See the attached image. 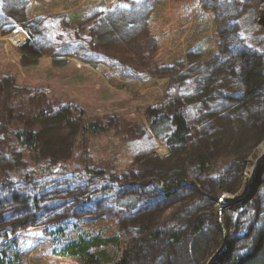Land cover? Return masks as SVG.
Wrapping results in <instances>:
<instances>
[{"label":"rangeland","instance_id":"374dc122","mask_svg":"<svg viewBox=\"0 0 264 264\" xmlns=\"http://www.w3.org/2000/svg\"><path fill=\"white\" fill-rule=\"evenodd\" d=\"M125 5H133V10ZM0 8L5 12V17L0 15V242L8 230H15L12 251H21L24 264H82L75 258L56 255L50 230H54L56 222L68 221L69 235L102 230L125 237L127 225L139 215L120 210L114 199L135 194L136 183L149 182L144 191H156L158 182L151 177L156 167L147 165L153 156L164 158L172 152L164 137L150 132V111H165L170 101L167 95L182 88L193 90L187 101L193 104L194 81L211 69L218 70L219 58H223L219 63L223 65L222 87L228 88L225 91L235 87L229 72H222L229 64H223L229 56L219 57L225 52L219 51L222 37L230 43L244 44L247 40L239 32L248 33L252 41L262 36L264 0H2ZM106 12L111 20H102L101 14ZM233 17L236 24L229 21ZM12 19H21L15 30ZM101 21L104 25L100 27L107 32L98 28ZM72 31L79 33L78 41H73ZM98 32L110 38L105 42L107 47L97 48ZM117 32L121 39L116 37ZM33 34L37 35L31 37L34 43L26 47L28 35ZM13 35H19L20 41ZM138 35L143 38L144 47L133 56L129 49L138 45L134 39ZM137 62L143 63L145 69H139ZM204 98L211 105L222 95L208 94ZM52 103L82 108L84 121L102 124L104 131L91 135L71 127L63 136V147L59 143L48 151L40 146L37 154L15 147L11 126H34V112ZM243 120L247 121L246 116ZM197 136L199 141L193 140L195 145L200 144V135ZM195 150L196 147L188 152L187 148L173 150L172 160L165 161L166 172L160 173V185L164 186L170 174L183 168L180 159L187 160V154L192 155ZM243 151L242 160L228 162L219 158L211 162V167H226L229 171L225 172L228 176L224 175L227 189L220 194L214 216L223 232L221 246L234 243L232 234L240 231L225 220L228 209L234 205L220 212L222 202L242 198L248 192L253 167L264 152V139L254 147L245 145ZM47 152L52 157H45ZM58 161H64L71 169L83 164L105 169L115 183L106 196L85 204L84 200L103 181L92 171L84 176L65 170L46 174ZM261 161L255 173L254 192L247 201L254 199L260 207L258 228L264 230ZM185 168L190 169L189 163ZM23 171L29 173V178L35 171H43L44 175L33 183L11 179L13 174ZM189 191V187H178L176 197ZM34 198L41 206L39 210L33 204ZM190 198L196 201H190L181 214L207 204H196V191ZM173 209L162 214L168 216ZM19 221L23 224L16 226ZM260 237L258 234L256 255L264 258V241L260 244ZM251 238L252 234H248L242 244L249 243ZM221 246L208 254L207 264ZM149 252L144 247L135 259L140 264L144 260L150 262Z\"/></svg>","mask_w":264,"mask_h":264},{"label":"trees","instance_id":"16d2710c","mask_svg":"<svg viewBox=\"0 0 264 264\" xmlns=\"http://www.w3.org/2000/svg\"><path fill=\"white\" fill-rule=\"evenodd\" d=\"M0 2L2 3V0ZM125 8L133 10V5H125ZM107 14V12L101 14L102 20H108ZM0 15L5 17L2 8H0ZM232 19L235 17L229 21ZM20 20L12 19L14 30L19 26ZM232 23L236 24L237 21L232 20ZM98 25L99 28L104 23L101 21ZM21 27L23 28L22 23ZM237 27L233 29L234 32ZM72 32L73 41H78L76 36L78 37L79 33ZM239 33V36L247 40L246 43L241 44L240 41L230 43L222 37L219 49V51L225 50L219 57L229 56V60L223 62L224 65L226 61L229 64L224 66L222 72L223 74L229 72L235 87H232L230 91H225L228 88L222 87L223 75L220 77V72L223 65L219 63L223 58L218 57V70L211 69V72L209 70L194 81L196 97L191 98L193 104L187 102L193 90L185 91V88H182L178 91H170L167 95L170 101L165 111H155V108L150 111V132L155 137H164L165 143L172 148V152L164 158L153 156L150 165H147L156 167L151 173V177L158 182L156 191L152 193L144 191L143 187L149 182L136 183L134 184L135 194H125L114 199L115 206L120 210L139 215L127 225L125 237H121L119 233L105 234L102 230H82L76 231L75 235H69V222H56L57 226L54 230H50L56 255L75 258L82 264H140L135 259L136 254L147 247L152 258L150 262L144 260V264H207L208 254L216 251L223 241V232L214 216L220 194L227 189L225 172L229 173L226 167L224 168L227 171L224 168L220 170L211 167V162L219 158H225L228 162L234 159L242 160L243 156L240 154L245 145L254 147L264 139V32L255 41H252L248 33L245 35ZM116 35L121 39L119 32ZM36 36V34L28 35L24 45L27 47L31 42L34 43L33 39ZM134 37L139 46L134 44L129 49V53L133 56L144 47L141 35ZM96 40L98 49L107 47L105 42L111 41L105 33L99 32ZM140 56L144 57L141 54ZM137 64L139 69H145L143 63L137 62ZM208 94H221L222 98L209 105L204 98ZM245 116L247 121L243 120ZM33 122L34 126L27 123L11 126V132L15 147L36 154L40 146L48 148V151L59 143L63 147L66 144V138L63 136L71 127L91 135L102 133L105 129V126L98 122L84 121L82 108L71 104H47L34 112ZM247 127L251 129L246 131ZM197 134L200 135L199 145L193 143V140L199 141ZM193 147H196L195 152L192 155L188 153L187 160L183 157L179 161L183 168L170 174L164 186L160 185L162 180L160 173L166 172L164 168L166 162L172 160L175 154L173 150L187 148L188 152ZM217 148L219 151L216 150ZM47 156L52 157L49 152L45 157ZM191 157L197 160L195 165ZM187 163H189V170L185 168ZM260 164L261 167L264 165V159ZM56 170L73 171L75 175L80 176L92 171L97 179L103 181V185L84 200L85 204L106 196L109 188L115 183L111 181L113 177L107 170L87 164L71 169L64 161H58L46 174ZM43 173V171H35L29 178V173L23 171L13 174L11 179L33 183L42 178ZM48 176L53 175L45 177ZM178 187H189L190 191L182 193L177 198ZM195 191L196 204H199V201L207 204L203 208L194 209L191 213L181 214L190 201H196L195 198L189 200ZM33 201L39 210L41 206L37 199L34 198ZM168 208H174L171 216L163 215L162 212ZM228 210L229 214L225 220L228 225L239 228L240 231L232 234L231 239L233 238L234 243L223 246L215 264H264V258H258L256 255L258 234H261L260 244L264 241V230L258 228L260 207L253 199ZM176 212L179 215H175ZM255 222H257L256 225ZM21 224L23 222L19 221L16 226ZM15 233V230H8L0 242V264H24L21 251L17 248L14 252L12 251L15 241L12 237ZM248 234H252L250 242L242 244Z\"/></svg>","mask_w":264,"mask_h":264},{"label":"water","instance_id":"95a60500","mask_svg":"<svg viewBox=\"0 0 264 264\" xmlns=\"http://www.w3.org/2000/svg\"><path fill=\"white\" fill-rule=\"evenodd\" d=\"M263 158H264V152L256 160V163H255V165L253 167L252 176H251V182H250L251 184H250V188H249L248 192L242 198L235 199V201H232V202H222L220 212H222L225 208L231 207L233 205L235 206V205H238V204H241V203L247 201L248 200V197L250 195H252V193L254 192V186H255V173H256V169H257V166H258L259 162ZM223 245H225V244H223ZM223 245L221 246L220 250L215 254V256H213L212 259L208 262V264H215L216 259H217V256H219V254L222 251Z\"/></svg>","mask_w":264,"mask_h":264},{"label":"bare ground","instance_id":"6f19581e","mask_svg":"<svg viewBox=\"0 0 264 264\" xmlns=\"http://www.w3.org/2000/svg\"><path fill=\"white\" fill-rule=\"evenodd\" d=\"M13 37L16 38V40H19V41H20V39H19V35H13ZM228 199H231V198H225V199H223V200L227 201ZM232 201H235V200L232 199V200H230L229 202H232Z\"/></svg>","mask_w":264,"mask_h":264}]
</instances>
